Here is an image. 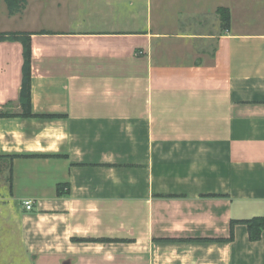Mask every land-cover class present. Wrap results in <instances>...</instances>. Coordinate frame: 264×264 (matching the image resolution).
Masks as SVG:
<instances>
[{"label":"crops","instance_id":"obj_1","mask_svg":"<svg viewBox=\"0 0 264 264\" xmlns=\"http://www.w3.org/2000/svg\"><path fill=\"white\" fill-rule=\"evenodd\" d=\"M150 3L85 26L79 0H0V35L32 34L35 117H0V205L35 264H264V231L206 241L264 217V0ZM23 65L0 40V112H23Z\"/></svg>","mask_w":264,"mask_h":264},{"label":"trees","instance_id":"obj_2","mask_svg":"<svg viewBox=\"0 0 264 264\" xmlns=\"http://www.w3.org/2000/svg\"><path fill=\"white\" fill-rule=\"evenodd\" d=\"M8 13L10 16H15L20 14L26 7V0H4ZM219 15L224 23V27H229L230 14L227 9H219ZM31 36L32 34H9L0 35L1 41H18L23 44L24 47V65H23V85L21 89V100L23 101V112L22 114H10L0 112L1 118H11V117H35L31 113V63H32V48H31ZM47 117V116H46ZM53 117L54 116H48ZM17 156L1 155L0 156V177L6 173V182L9 183L11 188L12 183V166L13 162ZM61 187H58V192H60ZM237 225H245L248 229L249 240L251 242H258L261 240L262 232L264 231V217H256L247 220L232 221L230 227V237L228 239H217V240H206L207 242H232L234 241V228ZM81 242H105L113 243L116 240H81Z\"/></svg>","mask_w":264,"mask_h":264},{"label":"rangeland","instance_id":"obj_3","mask_svg":"<svg viewBox=\"0 0 264 264\" xmlns=\"http://www.w3.org/2000/svg\"><path fill=\"white\" fill-rule=\"evenodd\" d=\"M152 0H110L109 5L102 4L100 2H94L88 6L87 0H79V5L82 6L81 13L82 24L85 26L88 24L87 12L91 6L106 11L107 13H117L120 7L124 9H130L129 4H136V8H141L146 17L147 11L150 9ZM108 2V1H106ZM145 4V5H144ZM146 6V8H145ZM26 8V7H25ZM142 8H145L142 10ZM23 12V11H22ZM21 12V13H22ZM2 179V177H0ZM2 183V182H1ZM6 189V186H1ZM20 226L17 215L12 214L11 209L1 207L0 205V264H35L32 257L27 256L25 250L20 243Z\"/></svg>","mask_w":264,"mask_h":264},{"label":"built area","instance_id":"obj_4","mask_svg":"<svg viewBox=\"0 0 264 264\" xmlns=\"http://www.w3.org/2000/svg\"><path fill=\"white\" fill-rule=\"evenodd\" d=\"M23 206L25 211H32L34 208L33 202L30 200L24 201Z\"/></svg>","mask_w":264,"mask_h":264}]
</instances>
